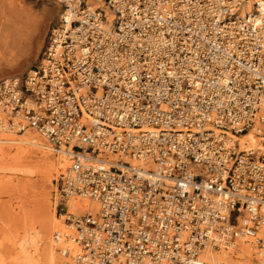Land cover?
Listing matches in <instances>:
<instances>
[{
    "label": "built area",
    "instance_id": "built-area-1",
    "mask_svg": "<svg viewBox=\"0 0 264 264\" xmlns=\"http://www.w3.org/2000/svg\"><path fill=\"white\" fill-rule=\"evenodd\" d=\"M38 63L0 80V111L71 164L55 241L66 264H207V247H264V0H58Z\"/></svg>",
    "mask_w": 264,
    "mask_h": 264
},
{
    "label": "bare ground",
    "instance_id": "bare-ground-1",
    "mask_svg": "<svg viewBox=\"0 0 264 264\" xmlns=\"http://www.w3.org/2000/svg\"><path fill=\"white\" fill-rule=\"evenodd\" d=\"M254 1L247 0L243 4V14L252 11ZM47 3V15L39 19L36 1L32 4L30 0H0V76L3 77L2 80L20 76V74H15L20 54L26 46L30 47L28 49H31L33 53L35 46L42 43L44 25L59 5L58 20L60 19L62 14L60 2L49 0ZM87 3L93 9L105 10L109 18H112L111 12L102 0H87ZM24 51L27 52L26 49ZM239 140L244 150L264 148L261 131L257 129L239 136ZM12 152H15L20 159L33 160L32 164L39 169L43 179L42 186L46 189L41 199H44L46 203L47 215L43 227L35 234L31 245L24 246L26 260L30 264H41L42 262L43 264H66L65 257L59 252L55 235L57 232H71L72 229L65 222V214L59 218L57 207L61 204L66 213L82 215V213L97 211L99 203L79 197H71L64 203L61 198L58 200L57 192L53 194L55 187H52V183L54 182L55 185L57 176L63 174L70 166L71 158L63 151H58L37 130L32 128L22 130L16 118L0 111V164L5 160L7 162ZM13 179L6 177L1 184L9 185L8 183H11ZM13 184L14 182L11 183ZM202 254L207 264H264V247H261L255 238L238 239L231 248L218 250L207 247Z\"/></svg>",
    "mask_w": 264,
    "mask_h": 264
},
{
    "label": "rangeland",
    "instance_id": "rangeland-1",
    "mask_svg": "<svg viewBox=\"0 0 264 264\" xmlns=\"http://www.w3.org/2000/svg\"><path fill=\"white\" fill-rule=\"evenodd\" d=\"M30 1H32V4L35 1L37 2L36 11L39 19L47 15L46 3L49 0ZM59 12L60 5L55 8V12L44 25L42 30L44 39L41 44L35 46V51L32 53L28 46L23 49L15 72V74H20L18 78L26 76L38 63L49 30L58 21ZM25 49L27 52L24 51ZM2 79L3 77L0 76V80ZM9 157L7 162L5 160L0 164V264H30L26 260L24 246L31 245L33 237L41 230L45 222L47 207L44 199L41 198H43L46 189L42 186L43 179L39 169L32 164L33 160L28 159L29 162L25 158L20 159L15 152H12ZM6 177L14 178L12 181L14 184L11 185L12 182L8 183L9 185L1 184ZM58 179L59 175L55 185L54 182L52 183V187H55L53 194L57 192V198L60 200L58 188L56 187ZM56 211L59 218L62 214H65L64 206L61 204Z\"/></svg>",
    "mask_w": 264,
    "mask_h": 264
}]
</instances>
